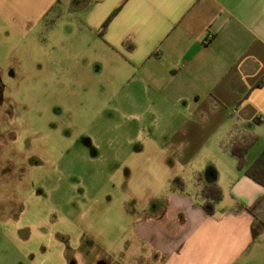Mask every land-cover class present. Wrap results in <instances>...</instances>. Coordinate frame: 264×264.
I'll use <instances>...</instances> for the list:
<instances>
[{
    "label": "crops",
    "instance_id": "obj_1",
    "mask_svg": "<svg viewBox=\"0 0 264 264\" xmlns=\"http://www.w3.org/2000/svg\"><path fill=\"white\" fill-rule=\"evenodd\" d=\"M65 9L133 70L126 83L142 85L151 103L183 107L161 148L178 172L157 207L129 214L126 264H264V187L221 148L248 130L257 141L246 165L264 149V0H0V22L52 28ZM209 183L222 195L212 215L199 196ZM35 237L13 241L24 264H65L63 245Z\"/></svg>",
    "mask_w": 264,
    "mask_h": 264
},
{
    "label": "rangeland",
    "instance_id": "obj_2",
    "mask_svg": "<svg viewBox=\"0 0 264 264\" xmlns=\"http://www.w3.org/2000/svg\"><path fill=\"white\" fill-rule=\"evenodd\" d=\"M70 15L52 32L0 22V264L27 262L13 241L35 235L65 264H126L129 214L157 207L178 172L161 148L183 107L126 83L133 70Z\"/></svg>",
    "mask_w": 264,
    "mask_h": 264
},
{
    "label": "trees",
    "instance_id": "obj_3",
    "mask_svg": "<svg viewBox=\"0 0 264 264\" xmlns=\"http://www.w3.org/2000/svg\"><path fill=\"white\" fill-rule=\"evenodd\" d=\"M117 11L118 9L113 11L104 21L99 32L100 34L105 31ZM256 141V135L252 134L248 130H244L241 133L229 135L227 141L221 142V148L224 152L236 160L237 168L239 170H243L245 176L264 187V149L249 165H246V155L250 147ZM197 181L199 182L200 180L197 178ZM173 183L181 189L184 188V183H182L179 177H175L173 179ZM199 196L201 199V208L205 214L212 215L214 213L216 203L219 202L222 197L220 189L214 183L204 184L201 188ZM253 235L255 236L256 233H253Z\"/></svg>",
    "mask_w": 264,
    "mask_h": 264
},
{
    "label": "flooded vegetation",
    "instance_id": "obj_4",
    "mask_svg": "<svg viewBox=\"0 0 264 264\" xmlns=\"http://www.w3.org/2000/svg\"><path fill=\"white\" fill-rule=\"evenodd\" d=\"M0 94H1V89H0ZM0 105H1V99H0Z\"/></svg>",
    "mask_w": 264,
    "mask_h": 264
}]
</instances>
